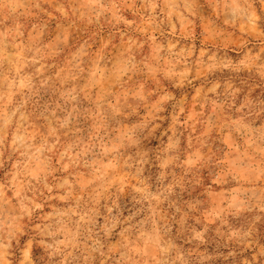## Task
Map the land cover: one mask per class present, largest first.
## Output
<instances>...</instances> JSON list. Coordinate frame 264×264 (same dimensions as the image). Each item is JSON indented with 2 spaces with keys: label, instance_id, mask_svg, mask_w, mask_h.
I'll list each match as a JSON object with an SVG mask.
<instances>
[{
  "label": "rangeland",
  "instance_id": "374dc122",
  "mask_svg": "<svg viewBox=\"0 0 264 264\" xmlns=\"http://www.w3.org/2000/svg\"><path fill=\"white\" fill-rule=\"evenodd\" d=\"M0 264H264V0H0Z\"/></svg>",
  "mask_w": 264,
  "mask_h": 264
}]
</instances>
